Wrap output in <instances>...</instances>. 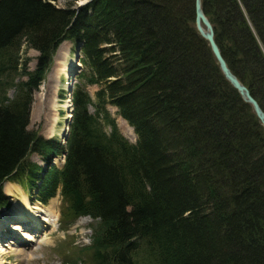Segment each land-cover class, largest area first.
<instances>
[{"label":"trees","instance_id":"16d2710c","mask_svg":"<svg viewBox=\"0 0 264 264\" xmlns=\"http://www.w3.org/2000/svg\"><path fill=\"white\" fill-rule=\"evenodd\" d=\"M52 1L0 0V208L3 183L20 181L32 202L59 193L62 231L91 218L90 244L64 264H264V128L198 34L194 0ZM201 2L264 112V0ZM64 41L81 45L82 69L62 145L28 126ZM33 153L45 164L65 154L63 167L44 171Z\"/></svg>","mask_w":264,"mask_h":264},{"label":"rangeland","instance_id":"374dc122","mask_svg":"<svg viewBox=\"0 0 264 264\" xmlns=\"http://www.w3.org/2000/svg\"><path fill=\"white\" fill-rule=\"evenodd\" d=\"M85 1L87 0H54L52 4L57 8H65L68 6L76 8L78 5L84 4ZM60 47H63L62 52L66 53V55H69V51L74 53L77 49L75 44L68 41L67 43H62L58 49ZM56 52L54 53L51 67L44 81L33 93L28 130L40 134L45 139L56 138L58 141L62 142L59 137V132L63 124V119L61 117L62 111L58 104L60 103V94L63 90L62 82L64 77L62 75V70L64 66L67 65V60H65V64H60V62L54 63ZM25 55L31 58L28 67L32 70L35 65L34 58L37 56V52L28 49ZM86 90L93 96L97 87L87 86ZM11 94L12 92L10 91L9 96H11ZM108 110L111 116L115 118L117 128L121 134L130 143L135 144L136 136L133 130L130 129L131 127L129 126V128L125 123L121 122V118L116 114L115 108L108 106ZM89 111L92 113L93 109L90 108ZM63 127L64 125L62 128ZM59 158L61 160V157ZM28 159L31 162L43 166V162L37 154H30ZM11 184L13 187V191H10L11 195H7L3 189V193L8 197L11 206L5 211L0 209V264H64L65 260H67L66 256L72 253L71 248L77 250L90 244V237L92 234L91 225L94 223L91 218L78 219L76 223L66 231L60 229L59 195L54 198L56 200V205L53 216L45 218L46 220L44 222L40 221L41 218L38 219L39 221L36 222L37 225L25 222L27 218L23 220L24 222L22 223L21 219L15 217V213L18 212L20 216H23L24 213H21L23 209L17 210L15 205L21 202L24 197L28 196L31 191L27 190L20 181ZM30 203L32 205H39L36 202L30 201ZM53 204H55V202H53ZM10 212H13L14 215ZM6 213H10L11 215L4 219L3 215ZM13 224H16L15 226H21V230H8ZM2 233L5 235L2 236ZM85 258H87V256H85Z\"/></svg>","mask_w":264,"mask_h":264},{"label":"bare ground","instance_id":"6f19581e","mask_svg":"<svg viewBox=\"0 0 264 264\" xmlns=\"http://www.w3.org/2000/svg\"><path fill=\"white\" fill-rule=\"evenodd\" d=\"M63 43H67V42H63ZM62 49H63V47H60L57 50L55 58H54V63L60 62V64H65V60H67V65H65L63 70H62V75L64 77V81L62 82V86H63V89L66 90L70 86V84H71V82L73 80L72 79L73 77H72L71 73H73L75 68L80 66V63L77 62V60H76V54H75L76 52H74L73 55H70V51H69V55H66V53L62 52ZM58 105H59L60 109L64 112L65 121L68 120L71 117V113H72V110H73V105L71 103V100H70V97L68 95V92H66V97L63 100L61 99V102ZM120 120H121L122 123L126 124V122L123 119H120ZM126 126L129 127L127 124H126ZM130 129H132V128H130ZM66 130H67V127L64 124V127L59 132V136L62 135L63 133H66ZM53 164L56 165L57 167H61L62 164H63V159L60 160L58 158H55ZM3 189H4V191H5V193L7 195H11V192L13 191L12 184L11 183H5L4 186H3ZM53 202H55V204H53ZM55 205H56V200L54 198L52 200H50L48 205L46 206V205H41V204L32 205L30 203V201L28 200V198L24 197L21 202L16 203V205H15V208H17V210H22L23 209V211L21 213H24V215L22 214L23 216H20L19 213L16 212L15 213V217L17 219H21L22 223L24 222L23 220H25L27 218L26 219L27 221H25V222H30L31 224H36L37 225L36 222L39 221L38 219L41 218L40 221L44 222L46 220L45 218L53 216V214L55 213ZM10 213L12 215H14L13 212H10ZM10 213L4 214L3 218L5 219L6 217H9L11 215ZM24 216H25V218H24ZM12 217H14V216H12ZM22 218H24V219H22ZM15 225L13 224V226L10 227V229H8V228L7 229L8 230L16 229L17 231H20L21 230L20 229L21 226H15ZM3 235H5V234L2 233V236ZM16 244H18V243H16Z\"/></svg>","mask_w":264,"mask_h":264},{"label":"water","instance_id":"95a60500","mask_svg":"<svg viewBox=\"0 0 264 264\" xmlns=\"http://www.w3.org/2000/svg\"><path fill=\"white\" fill-rule=\"evenodd\" d=\"M194 24L198 34L207 42L211 53L214 56L216 64L218 65L225 80L237 91L241 99L251 106L256 118L258 119L261 126L264 128V112L260 108L258 102L251 96L249 90L238 80V78L228 68L215 42L213 27L203 12L201 0H194ZM80 50L81 45L79 44L75 53L77 62H79ZM80 69L81 65L75 68L73 73H71L73 80L70 86L67 88L68 93H71L72 83ZM65 124L69 125V121H66ZM61 137L62 139L66 140L67 132L63 133Z\"/></svg>","mask_w":264,"mask_h":264}]
</instances>
